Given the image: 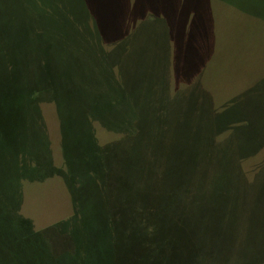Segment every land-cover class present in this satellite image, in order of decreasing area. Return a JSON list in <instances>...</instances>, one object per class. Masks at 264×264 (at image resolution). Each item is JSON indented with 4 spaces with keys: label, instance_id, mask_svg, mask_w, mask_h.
Here are the masks:
<instances>
[{
    "label": "trees",
    "instance_id": "16d2710c",
    "mask_svg": "<svg viewBox=\"0 0 264 264\" xmlns=\"http://www.w3.org/2000/svg\"><path fill=\"white\" fill-rule=\"evenodd\" d=\"M252 30L264 0H0V264H264Z\"/></svg>",
    "mask_w": 264,
    "mask_h": 264
},
{
    "label": "rangeland",
    "instance_id": "374dc122",
    "mask_svg": "<svg viewBox=\"0 0 264 264\" xmlns=\"http://www.w3.org/2000/svg\"><path fill=\"white\" fill-rule=\"evenodd\" d=\"M239 41H244L245 47L243 49V52L245 55L253 54L254 57H251V62L241 61L239 58L234 59L235 61V71H238L243 74V72H246L249 76H257L258 70H255V67L262 66L264 62V40L261 36V34L257 31H253L248 34H240L239 35ZM260 57V59H258ZM231 66V61L228 63L226 67ZM255 66V67H254ZM264 69V66H262V70ZM222 73L223 77L228 76L230 73L227 71H220V74ZM262 72H260L261 74ZM51 112V111H50ZM54 111H52V115L49 113L47 114V119L51 120L53 127L56 129L57 122H55L54 117ZM54 148V147H53ZM53 153V159L55 163L56 157L55 153ZM55 182L53 185L49 188H39V189H32L31 190V197L29 201V210L31 212L30 219L34 221V224L38 229H44L50 224L60 220V217H62L65 213V207L63 206V203H65V200L59 199V197L56 194L57 187L55 186ZM64 207V209H63ZM41 227V228H40Z\"/></svg>",
    "mask_w": 264,
    "mask_h": 264
}]
</instances>
